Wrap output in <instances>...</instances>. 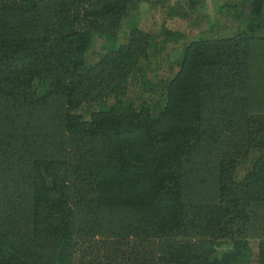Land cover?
<instances>
[{
    "label": "trees",
    "instance_id": "obj_1",
    "mask_svg": "<svg viewBox=\"0 0 264 264\" xmlns=\"http://www.w3.org/2000/svg\"><path fill=\"white\" fill-rule=\"evenodd\" d=\"M235 7L157 79L205 0H0V264H264V0Z\"/></svg>",
    "mask_w": 264,
    "mask_h": 264
},
{
    "label": "rangeland",
    "instance_id": "obj_2",
    "mask_svg": "<svg viewBox=\"0 0 264 264\" xmlns=\"http://www.w3.org/2000/svg\"><path fill=\"white\" fill-rule=\"evenodd\" d=\"M241 0H205L206 10L198 19L193 20L191 23L185 24L181 21L173 24L175 30L183 33L184 38L178 42L169 41L167 53L169 57L164 56V63H160V66L155 69V63H153L149 70H152L158 78H167L177 70V65L168 66V62L172 60V57H177V51L180 50L183 44L196 35H206L212 37H219L221 35L233 34L238 28V21L235 19L234 14L237 13L236 3ZM234 5V7H233ZM165 14L163 9L155 10L146 6H139L132 11L131 18H135L141 27L146 30L153 31L152 28L158 29V26L164 21ZM255 49L259 51L264 49L263 45H255ZM99 50V44L94 45V48L89 49L88 58L94 61L96 53ZM164 53V52H163ZM171 54V56H170ZM264 78V72H257L253 75L254 81V94L258 87L262 86L261 80ZM241 174V173H239ZM257 203H263L262 207L257 209L258 213L264 215V201H258Z\"/></svg>",
    "mask_w": 264,
    "mask_h": 264
}]
</instances>
